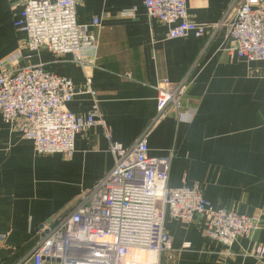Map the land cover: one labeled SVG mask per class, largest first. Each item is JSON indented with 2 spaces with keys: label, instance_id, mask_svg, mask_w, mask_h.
I'll return each instance as SVG.
<instances>
[{
  "label": "crops",
  "instance_id": "obj_1",
  "mask_svg": "<svg viewBox=\"0 0 264 264\" xmlns=\"http://www.w3.org/2000/svg\"><path fill=\"white\" fill-rule=\"evenodd\" d=\"M187 1L192 21L212 25L202 37L167 38L169 26L147 14L144 0H78L79 22L98 36L97 50L85 52L90 63L81 66L70 55L30 50L27 34L15 25L22 7L0 0V61L11 72L33 65L69 77L79 92L69 110L81 116L98 104L113 139L124 147L156 117L159 82L187 80L183 106L194 109V117L179 121L171 113L157 122L149 130V154L171 156L170 187L200 184L215 209L257 217L263 228L228 247L206 235L205 217L182 223L168 215L165 228L179 249L176 263L264 264L253 254L264 245V60L238 58L228 29L215 27L230 0ZM95 18L100 23L93 26ZM75 149L71 158L39 154L0 114V264H34L32 249L44 227L72 210L113 167L100 123L77 135ZM157 258L145 252L132 261ZM158 259L166 264L167 255Z\"/></svg>",
  "mask_w": 264,
  "mask_h": 264
},
{
  "label": "built area",
  "instance_id": "obj_2",
  "mask_svg": "<svg viewBox=\"0 0 264 264\" xmlns=\"http://www.w3.org/2000/svg\"><path fill=\"white\" fill-rule=\"evenodd\" d=\"M13 9L22 7L15 25L27 34L26 46L32 51L48 49L57 56L70 55L75 63L87 66L85 52L97 50L98 36L79 22L78 0H7ZM147 14L169 26L167 38L194 34L202 37L212 25L192 21L187 0H144ZM100 23L95 18L93 26ZM227 39L238 58L264 60V0H230L222 21ZM0 114L24 138L32 140L39 154H62L71 158L76 152L77 135L102 124L109 141L113 167L66 215L44 227L45 236L32 249L34 264H132L135 251L162 257L166 264H177L178 248L165 228L166 217L192 223L205 217L206 235L232 247L240 238H250L262 230L261 221L236 210L215 209L204 196L202 186H169L171 156L149 154V130L171 113L190 120L195 112L185 109L183 98L190 84H172L163 78L156 86L157 115L150 127L124 147L113 139L100 115L99 106L85 115L68 108L79 93L72 80L63 75L29 65L13 72L0 61ZM128 78L132 73L125 74ZM88 91L95 94L91 85ZM4 236L0 237V241ZM189 247V244H184ZM253 254L264 260V245ZM152 264H161L159 259Z\"/></svg>",
  "mask_w": 264,
  "mask_h": 264
},
{
  "label": "bare ground",
  "instance_id": "obj_3",
  "mask_svg": "<svg viewBox=\"0 0 264 264\" xmlns=\"http://www.w3.org/2000/svg\"><path fill=\"white\" fill-rule=\"evenodd\" d=\"M145 254V252H143V251H135L131 256H130V262L132 263V264H139L140 262H135V260L134 261H132L133 259H134V257H137V256H139V255H144ZM136 261H138V260H136ZM148 264H152L151 262H148Z\"/></svg>",
  "mask_w": 264,
  "mask_h": 264
}]
</instances>
